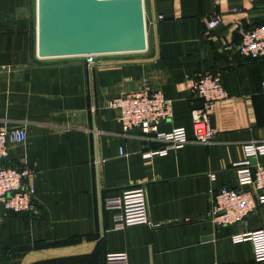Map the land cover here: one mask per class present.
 <instances>
[{"label":"crops","instance_id":"obj_1","mask_svg":"<svg viewBox=\"0 0 264 264\" xmlns=\"http://www.w3.org/2000/svg\"><path fill=\"white\" fill-rule=\"evenodd\" d=\"M143 1L146 50L86 65L82 57L39 59L35 0H0V128L26 133L24 143L7 139L5 164L30 169L36 201L28 214L0 204V264H264L249 241L230 239L264 227V201L227 226L210 216L216 189H249L252 177L236 170L264 164V151L243 152L245 143H264V59L236 51L242 33L264 21V0ZM213 15L220 23L209 29ZM199 70L218 72L228 94L210 114L212 143L145 157L166 142L138 129L123 135L107 101L146 78L172 103L158 130L183 127L191 136L200 100L188 80ZM137 184L156 225L113 229L102 197ZM117 252L126 258H106Z\"/></svg>","mask_w":264,"mask_h":264},{"label":"built area","instance_id":"obj_2","mask_svg":"<svg viewBox=\"0 0 264 264\" xmlns=\"http://www.w3.org/2000/svg\"><path fill=\"white\" fill-rule=\"evenodd\" d=\"M161 18V16H159ZM220 23L218 16L206 19L209 29ZM236 51L248 60L264 59V21L242 33ZM97 55L82 56L85 63L91 64ZM189 91L200 104L191 110L192 135L188 136L183 127L167 132L158 130V126L171 118V100L164 97L160 89L150 86L147 79L128 92L116 95L107 101L106 106L116 111V120L121 133L127 135L132 129H138L147 139L166 142L162 148L151 149L145 157L165 155L168 150L181 147L186 143H212L215 129L211 125L210 114L216 102L227 98L222 76L218 72L199 70L188 80ZM264 95V92H263ZM7 139L24 143L26 133L23 127L0 128V204L15 213H35L36 201L34 186L28 182L30 169L5 164L9 156ZM264 151V143L243 144L244 155L255 157ZM239 176H251L250 188L239 190L221 186L212 193L210 216L214 224L227 226L244 220L252 212L257 202L264 201V164L242 167L236 170ZM100 206L104 211L112 212V228L124 229L138 224L155 226L148 217V206L143 185L137 184L119 190L112 195L102 197ZM232 242L249 241L254 261H264V227L259 231L235 233L230 236ZM107 259H124L125 252L108 253Z\"/></svg>","mask_w":264,"mask_h":264},{"label":"water","instance_id":"obj_3","mask_svg":"<svg viewBox=\"0 0 264 264\" xmlns=\"http://www.w3.org/2000/svg\"><path fill=\"white\" fill-rule=\"evenodd\" d=\"M146 48L143 0H35L39 59L135 53Z\"/></svg>","mask_w":264,"mask_h":264}]
</instances>
